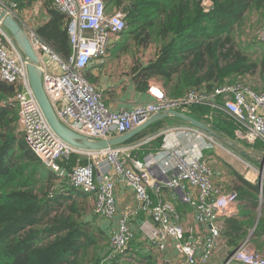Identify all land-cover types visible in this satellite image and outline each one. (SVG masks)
<instances>
[{
    "label": "built area",
    "instance_id": "2783aa9c",
    "mask_svg": "<svg viewBox=\"0 0 264 264\" xmlns=\"http://www.w3.org/2000/svg\"><path fill=\"white\" fill-rule=\"evenodd\" d=\"M211 2L203 1L206 10ZM53 5L66 18L70 56L61 58L35 32H26L38 58L47 99L60 122L71 131L91 140H104L113 134L123 135L132 131L154 114L167 110L182 112L192 106H202L231 119L237 126L235 134L241 142H261L264 145V83L259 91H255L240 82H227L211 91L191 90L175 99L168 98L161 87L150 83L147 92L153 98L152 102L127 111H110L84 72L94 61L106 58L111 39L124 32V14L108 11L102 0H53ZM0 6L13 15L8 6L2 3ZM259 39L264 45V32ZM0 80L16 87L11 102L17 107L18 125L25 143L46 169L59 174L60 160L71 155L87 158L86 165L72 169L69 183L73 189L93 197L95 216L113 219L115 185L123 183L133 189L140 209L149 217L138 228L156 252H163L171 242L186 264L210 262L220 236L218 219L238 201L236 192H224L213 184V172L202 151L212 148V144H216L215 139L190 125L168 129L160 150L141 162L132 159L130 151L124 154V150L118 147L84 151L66 144L46 123L29 86L26 62L1 26ZM178 138L183 139L181 145L176 142ZM104 157L113 171L108 180H103L98 174L100 159ZM256 173L262 189L264 171ZM156 176L164 179L173 202L151 200L148 194L153 185L150 177ZM175 201L192 207L196 212L195 221L208 227L199 254H196V246L187 240V236L193 233L192 229L177 222ZM126 219L120 220L117 232L110 237V252L106 259L123 253L133 241L134 235ZM230 262L264 264V256L241 245L228 257L227 263Z\"/></svg>",
    "mask_w": 264,
    "mask_h": 264
},
{
    "label": "trees",
    "instance_id": "16d2710c",
    "mask_svg": "<svg viewBox=\"0 0 264 264\" xmlns=\"http://www.w3.org/2000/svg\"><path fill=\"white\" fill-rule=\"evenodd\" d=\"M36 1L41 2L0 3L18 11ZM106 1L113 5L111 11L130 2L126 36L137 46L154 44L158 48L154 60L138 70L133 79L139 89H144L150 79H159L169 96L178 98L190 90L211 91L221 84L238 82L257 68L250 55L237 48L233 31L249 13L264 12V0H212L207 10L204 0ZM42 4L48 21L35 33L54 53L67 58L71 49L66 18L56 11L53 0H42ZM15 93V86L0 80V102H5V107H0V264H135L127 256L129 247L111 259H106L110 251L100 257L103 237L84 220L85 203H91L93 197L73 189L66 178L75 166L86 165V159L71 155L60 160L64 178L46 169L18 130L17 107L11 102ZM184 111L197 121L208 122V117L204 119L207 108L192 106ZM213 115L214 128L231 138L234 123L222 114ZM161 127L162 121H158L127 144ZM154 143H161L160 137ZM236 185L234 191L243 207L241 216L225 218L222 229L233 252L252 230L254 211L264 206V185L260 193L258 183L251 184L238 175ZM262 235L264 219L260 216L251 236ZM143 262L154 264L155 258L149 256Z\"/></svg>",
    "mask_w": 264,
    "mask_h": 264
},
{
    "label": "crops",
    "instance_id": "0c3cea01",
    "mask_svg": "<svg viewBox=\"0 0 264 264\" xmlns=\"http://www.w3.org/2000/svg\"><path fill=\"white\" fill-rule=\"evenodd\" d=\"M35 8H37L39 11L38 18L36 19L32 18V15L24 16L28 10H33ZM13 15L15 19L24 27V29L27 32L29 31L35 32L37 27L41 26L42 24L48 21V16L42 4V0L41 2L36 1L35 3H32L31 6L28 8H24L18 11L14 10ZM121 37H124V35L120 34L114 37L113 39H111L110 47L114 43H116L117 46L120 49H122L123 47L128 46V45L124 46L125 43L129 45L132 44L131 47L137 50L138 62L140 64L143 63L142 65H140L138 70H140L142 67L147 65L150 61H153L154 58L156 57V53H157L156 45H153V48H150L148 52H145V49H142L140 51L138 49V46H136L137 44L134 42V40L128 39L124 43V41L120 39ZM114 60L115 58L112 57L111 54H109V56L107 55L106 58L96 60L86 69V74H85L87 81H89V83L94 85L97 88V90L101 93L102 100L104 101L106 107L112 112H118L121 110L123 111L131 110L138 105H143L152 102L153 98L147 92L149 82L147 83L144 89L142 88L139 89L138 85H135L136 83L134 82V80H132V82L127 81V84H124V80L109 79L105 77L108 76L115 69L116 64L113 63ZM125 86L127 87L125 88ZM4 103L5 102H0V107H5L2 105ZM207 110H209V113L204 115V119H207L208 117V122L206 123V125L214 127L215 124L211 121L213 111L211 109H207ZM214 114L218 115L217 113ZM174 122H176V119L173 118L164 119L162 120V127L160 129L158 130L153 129L149 131V134H147L146 136H144L143 138L139 139L138 141L132 144L125 143L117 147L124 150V154L130 151L129 153L132 159L140 162L144 161L150 155H154L160 150V147L163 144V136L165 135V131L167 128L169 127L171 128ZM17 125H18V121H17ZM178 125L179 126L177 127L188 126V124H185L184 122ZM18 127L19 130H21L19 125ZM236 129L237 126L234 123V125H232L231 128V135H230L231 138L224 134H221L216 129V127H215V133L226 140L229 139L231 141H234L238 145L242 146L244 149H247L252 153H254L256 156L261 157V155H264V145L261 142H256L254 144H246L241 142L240 140L237 139V136L235 134ZM154 131L155 133H153ZM227 135H229L228 132ZM116 136L119 135L113 134L111 138ZM159 137L161 138V143L159 144L154 143V141H156ZM176 142H180L181 145L183 143V139L178 138ZM219 144H221L220 146H222L223 148H226L224 149V151L228 150L229 158L227 161H224L226 170L224 169L222 170V164L219 161H214L215 164L213 165V170L216 172L212 171L213 184L217 185L224 192H236L232 189L237 188L236 183H237L238 174L233 173L234 170L230 167V164L232 163L230 156H233V154L236 152L233 151L231 148H229L225 143H219ZM245 146H249V147L246 148ZM257 146H261L262 148L260 149ZM210 149H206L202 151L207 165H208V160L212 159L213 156H216L215 152H213V150ZM101 160L102 163H100L101 167L98 169V174H100L101 177H103V180H108L113 174L112 168L109 167V165L104 161V159ZM247 160L251 161L252 159L251 160L247 159ZM252 164L257 169V170L255 169L256 171L261 172V166L255 160H252ZM209 168L211 169L210 166ZM242 169L246 170L245 167H243ZM224 171H226L229 176H227V173H225ZM218 172H221L222 174ZM56 175L64 178L63 176L66 175V173L61 171L59 174ZM69 175L68 177H66L67 179L69 178ZM227 181L231 182V184H229L228 187L226 185ZM150 182L153 185L150 190L148 189V194L153 202H156L160 199L163 201L173 202L169 197V190L165 187L163 178L158 176H156V178L150 177ZM258 188H259V192L261 193L262 189H260L259 182H258ZM114 198H115V215L113 219H106L95 216L93 214V201L89 203V210L86 211V215L84 217V220H86V222H88V224L91 225L92 229H95V231L101 234V236L103 237L104 247L101 248L99 253L101 258L104 257L106 254H108L109 252L107 245L108 241L110 237L117 232L120 220L123 218H127L126 220L128 227L134 235L133 241H131L128 245L129 250H127V256L133 259L135 264H145L144 262L142 263V259L144 260L149 256L155 258L154 264H186L185 261L181 257H179L177 252L174 250L171 242H168V245L163 252H156L151 247V245L142 237L141 233L139 232L138 226L143 221L149 220V217L145 212H143L140 209L139 201L136 199L135 193L131 187H127L123 183L116 184L114 190ZM174 205H175V213L178 216L177 222L182 224L186 228L192 229L193 233L192 235L187 236V240L196 246L197 248L196 254H199L200 253L199 250L202 247L203 240L208 233V227L206 225H202L195 221L196 212L192 207L182 204L180 201H175ZM241 208H243L242 203L237 201L236 205H234L232 209L228 210L227 213L223 215V217L218 219L217 224L220 227V236L213 250L212 258L208 264H228L227 263L228 257L232 254L233 249L227 245L226 239L222 236L223 220L225 218H235V219L239 218V216H241ZM254 212H256V217L253 221L252 230H250L249 235L244 240V242H242L241 245H244L250 251L256 252L259 255L264 256V235H262L259 238L251 236L253 229L255 228L259 220V217L262 216V218L264 219V206L259 207L258 210ZM229 264H237V263L230 262Z\"/></svg>",
    "mask_w": 264,
    "mask_h": 264
},
{
    "label": "rangeland",
    "instance_id": "374dc122",
    "mask_svg": "<svg viewBox=\"0 0 264 264\" xmlns=\"http://www.w3.org/2000/svg\"><path fill=\"white\" fill-rule=\"evenodd\" d=\"M103 2L105 4L106 9L108 11H111L113 5H111V3H108L106 0ZM131 6L132 5H130V2H124V3H122V5L120 7H118V9H116V12H121L126 17V16H128V13H129ZM26 15L27 16L32 15V18L36 19L39 16V11L37 8H35L33 10H28L24 16H26ZM263 32H264V12H263V10L260 12L253 11L252 13H249L244 18L242 24L239 26H236L234 28V31H233V40H234L237 48L239 50H242L246 54H249L250 59L257 65V68L255 71H253L251 74H248L247 76H243V78H241L240 81H238V82H242V83L246 84L247 86H249L250 88H252L255 91H259L261 89L263 83H264V45L262 44V42L259 39V36ZM127 33H128V29L126 28L124 30V32L122 33L124 35V37L120 38L121 40L124 41V43L128 39L132 40L130 37L126 36ZM9 37L11 38V36H9ZM113 45L108 50V56H109V54H111V56L115 58L113 63H115L116 66H115V69L108 76H105V77H107L109 79L124 80V84H127V81L132 82V80L134 78H137L138 68L140 67V65L143 64V63L140 64L138 62L137 50H135V48L133 49L131 47L132 44L129 45V44L125 43L124 46L125 45H128V46L123 47L122 49H120L116 43H114ZM153 45L154 44H151L149 47L138 46V49L140 51L142 49H145V52H148L150 50V48H153ZM148 82H149V84L150 83L156 84L159 87H161L163 89L165 95L168 98L175 99V98L170 97L169 94L167 93V91L164 90L162 82L159 79H150ZM126 87L127 86H125V88ZM186 93H184V94H186ZM183 95H181V96H183ZM181 96H179V97H181ZM200 107H202V106H200ZM184 112H186V111H184ZM222 115L227 117L224 114H222ZM180 123H183V122L176 120V122L173 123V126L171 128L170 127L167 128V129H172L173 127L175 128V127L179 126L178 124H180ZM18 130H19V127H18ZM160 141H161V138H160ZM220 145L221 144H219V142L218 143L216 142V144L215 143L212 144V148L210 149V150H213V152H215V155H216V156H213L212 159L208 160V165L211 167L213 172H216L213 170V165L215 164L214 161H219L222 164V170L223 169L226 170L224 161L228 160V158H229L228 153L229 152H228V150L224 151V149H226V148H223ZM253 146H256V145H253ZM245 147L247 148L249 146H245ZM257 147L261 149L260 146H257ZM247 151H249V150H247ZM230 157L232 160L230 167L235 171V172L233 171V173H235V174L237 173L238 175H240L241 178H243L245 181H247L251 184H255V183L259 182V174L256 173L257 169L253 166L251 159H250L251 161H248L247 159H244L242 156L238 155L237 153H234L233 156H230ZM79 159H82V158H79ZM101 159H104V161L106 163H109L107 158L104 157ZM101 159H100V161L102 163ZM82 160L84 161L85 159H82ZM85 161H87V158ZM243 167H245L246 170H243L242 169ZM249 167H251V168H249ZM224 172L227 173L226 171H224ZM218 173H221V172H218ZM227 176H229L228 173H227ZM56 181L58 182L57 179H56ZM65 182H66V179L64 180V184H65V186H67V183H65ZM229 184H231V182L227 181V184H226L227 187ZM232 190H235V189H232ZM62 191H63V189H62ZM89 201H86V203H85V205H86L85 211L89 210ZM103 242L104 241L101 242L99 248L104 247ZM107 245H108V249H109V241H108Z\"/></svg>",
    "mask_w": 264,
    "mask_h": 264
},
{
    "label": "water",
    "instance_id": "95a60500",
    "mask_svg": "<svg viewBox=\"0 0 264 264\" xmlns=\"http://www.w3.org/2000/svg\"><path fill=\"white\" fill-rule=\"evenodd\" d=\"M0 26L8 32L11 36L13 43L17 50L22 54L26 62L27 78L31 92L45 118L46 123L53 133L66 144L84 151H102L109 148L117 147L127 143L130 139L144 131L148 126L162 121L164 119L173 118L190 125L191 127L197 128L204 133L215 139L216 142L225 143L229 148L235 151L238 155L255 160L261 166V174L264 169V155L256 156L254 153L247 151L242 146L238 145L234 141L224 139L223 137L215 133V128L208 126L203 122L193 119L188 114L175 111L167 110L162 113L152 115L147 121L133 129L132 131L104 140H91L88 137L78 135L64 126L54 110L52 109L50 102L42 87L41 71L38 62V58L33 51L27 32L24 27L15 19V17L9 13L4 7L0 6Z\"/></svg>",
    "mask_w": 264,
    "mask_h": 264
},
{
    "label": "flooded vegetation",
    "instance_id": "af4514ba",
    "mask_svg": "<svg viewBox=\"0 0 264 264\" xmlns=\"http://www.w3.org/2000/svg\"><path fill=\"white\" fill-rule=\"evenodd\" d=\"M122 33H123V32H122ZM122 33H121V35H123Z\"/></svg>",
    "mask_w": 264,
    "mask_h": 264
}]
</instances>
